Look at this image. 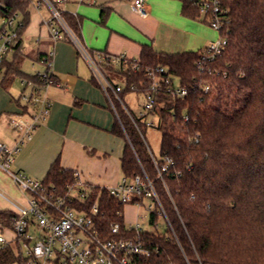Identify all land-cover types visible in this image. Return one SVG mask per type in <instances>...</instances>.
Returning <instances> with one entry per match:
<instances>
[{
	"label": "trees",
	"instance_id": "obj_1",
	"mask_svg": "<svg viewBox=\"0 0 264 264\" xmlns=\"http://www.w3.org/2000/svg\"><path fill=\"white\" fill-rule=\"evenodd\" d=\"M33 2L0 0L1 15L21 14L23 21L15 51L0 66V83L6 88L16 75L41 83L38 74L21 71L22 35ZM182 2L184 15L200 19L192 0ZM225 3L228 44L213 60L200 63L202 49L169 53L144 44L137 72L125 64H102L109 78L110 72H117L125 79L119 97L113 95L118 115L111 129L126 142L122 173L131 177L147 172L167 219L166 232H142L150 254L139 256L138 264H264V0ZM63 17L82 40L80 18L65 11ZM47 52L41 51L38 60ZM157 66L166 67L190 90L185 98L157 92L154 108L142 116L125 98L129 92H146L147 69ZM148 114L158 118L162 132L160 158L153 155L143 133ZM163 157L173 161L166 170ZM75 172L58 158L42 181L64 192ZM98 193V220L105 235L115 221L125 230V204L100 186H95L90 204ZM14 216L13 210H0V227H11ZM158 217L156 210L151 212L153 223ZM134 234L130 230L124 235ZM15 260L12 248L0 251V264Z\"/></svg>",
	"mask_w": 264,
	"mask_h": 264
},
{
	"label": "crops",
	"instance_id": "obj_2",
	"mask_svg": "<svg viewBox=\"0 0 264 264\" xmlns=\"http://www.w3.org/2000/svg\"><path fill=\"white\" fill-rule=\"evenodd\" d=\"M32 6L35 10L23 32L21 49L25 57L33 55L34 63H39L41 51L53 50L56 82L46 91L52 102L49 116L21 145L11 168L43 180L59 158L64 168L77 171L90 184L116 185L123 176L121 157L126 145L122 137L111 132L116 115L76 44L65 39L52 40L50 9L45 5L36 7L35 0ZM147 6L149 15L142 17L132 10V0L60 3L65 12L80 18L82 41L94 55H124L132 59L140 57L144 44H152L158 51L177 53L198 51L209 43L213 28L184 15L182 0H147ZM24 34L30 40L35 37L37 49L26 47ZM0 73L3 78V71ZM0 86L7 90L1 83ZM14 117L29 120L26 105L19 97L0 92V140L9 146L15 145L21 136L11 125ZM27 200V192L0 168V210H14L26 205Z\"/></svg>",
	"mask_w": 264,
	"mask_h": 264
},
{
	"label": "built area",
	"instance_id": "obj_3",
	"mask_svg": "<svg viewBox=\"0 0 264 264\" xmlns=\"http://www.w3.org/2000/svg\"><path fill=\"white\" fill-rule=\"evenodd\" d=\"M192 1L199 9L200 20L220 34L216 41L202 48V63V60H213L227 47L225 24L228 6L225 0ZM61 2L62 0H35V6L45 5L50 9L51 18L48 23L52 40L56 42L70 39L76 44L80 54L88 61L114 113L118 115L113 95L119 97L123 85L113 82L102 69V64H125L133 72H137L141 66L139 58L129 59L124 55L110 56L104 53L94 55L64 19ZM132 10L142 17L148 16L147 0H132ZM18 16L15 13L7 17L6 26L0 31V66L19 43V29L23 27V21ZM53 55V50H49L38 60L44 66L37 73L41 83L21 78L24 90L19 99L27 107L29 120L12 118L11 125L21 134L18 142L9 146L0 140V168L7 171L14 182L28 194L27 204L13 210L15 216L12 226L0 227V251L6 247L12 248L16 260L9 264H138L139 256L150 254L142 236L145 230L138 223H126L123 230L122 224L115 221L111 223L109 234L105 235L98 220L101 194L98 193L90 204L95 185L85 181L77 171L75 180L67 184L64 192H59L56 187H46L42 180L11 168L21 145L32 137L36 128L50 114L52 102L46 91L56 82ZM146 85L147 91L143 93L144 110L139 112L142 116L154 108L157 92L166 90L173 97L185 98L190 90L181 86L179 80L172 77L163 66L147 69ZM209 90L210 86L206 85L205 91ZM154 117L157 119L156 123L154 119L146 118L148 125L157 126L158 118ZM188 117L186 115L185 120ZM163 159L165 163L162 170H166L173 161L168 157ZM106 188L122 204H141L145 198H152L156 203L157 214L166 219L154 181L146 171L131 177L123 175L118 184ZM130 230L134 231V236H125Z\"/></svg>",
	"mask_w": 264,
	"mask_h": 264
},
{
	"label": "rangeland",
	"instance_id": "obj_4",
	"mask_svg": "<svg viewBox=\"0 0 264 264\" xmlns=\"http://www.w3.org/2000/svg\"><path fill=\"white\" fill-rule=\"evenodd\" d=\"M80 1L81 0H63L62 2L71 5ZM34 10H35L34 7L31 6L30 8L31 14L33 13ZM18 19L22 20L21 14H19ZM6 22H7V17L0 14V30L6 26ZM210 32L211 33L208 41L209 43L216 41L219 38V34L217 31H215L214 29L213 30L210 29ZM27 36L28 35L24 36L26 47L30 49H37V44L35 43V37H32L30 40L27 39ZM32 56L33 55L30 53L28 56L25 57L22 63L21 71L25 74H30V75L35 74L36 70L43 69L44 67L42 64L38 62L34 63L32 60ZM109 76L113 82L119 83L121 85L125 84V79L122 74L117 72H110ZM1 80H2V73H0V82ZM23 90H24V86H22L21 84L20 75L15 76L14 80L9 85L7 90H5L3 87L0 86V92L6 93L7 96L12 95L16 98L20 96ZM125 99L135 113H139L144 110L145 97L143 94H139L137 92H129L126 95ZM151 119H154L155 123L157 122V119L154 116L148 114L147 120H151ZM143 133L153 155L156 158H160L161 157L160 150L162 144L161 130L156 125L153 126L148 125L144 128ZM155 210H156L155 201L152 198H145L141 204H135V203L125 204L124 218L127 224L138 223L141 226V228L145 231L158 230L160 233H164L167 231L168 228L165 217L159 216L156 224L151 221V212Z\"/></svg>",
	"mask_w": 264,
	"mask_h": 264
}]
</instances>
